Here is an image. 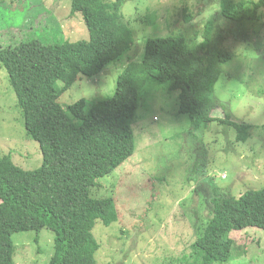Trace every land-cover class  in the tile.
<instances>
[{
  "label": "rangeland",
  "instance_id": "374dc122",
  "mask_svg": "<svg viewBox=\"0 0 264 264\" xmlns=\"http://www.w3.org/2000/svg\"><path fill=\"white\" fill-rule=\"evenodd\" d=\"M220 5L221 0H124L121 12L134 31V45L98 74L81 75L58 99L64 108L80 98L90 107L112 96L123 66L139 62L147 38L172 32L189 39L198 34L200 41L207 20H214V37L230 53L220 63L210 114L224 119L228 112L229 120L246 126L247 140H238L237 129L219 121L194 130L190 115L180 111V90L170 89L168 82L146 81L132 120L135 152L90 189L91 197H113L120 214L108 226L96 221V264H192L193 244L211 216L206 201L212 183L236 197L264 187V9L257 10L258 17L239 22L220 17ZM87 38L81 13L70 15V0H0L2 46L30 39L48 44ZM201 61L209 64L206 56ZM4 155L24 170L43 161L0 63ZM230 237L232 256L214 264H264V229H233ZM12 241L14 264H47L54 231H18Z\"/></svg>",
  "mask_w": 264,
  "mask_h": 264
},
{
  "label": "trees",
  "instance_id": "16d2710c",
  "mask_svg": "<svg viewBox=\"0 0 264 264\" xmlns=\"http://www.w3.org/2000/svg\"><path fill=\"white\" fill-rule=\"evenodd\" d=\"M124 0H70V15L81 13L89 38L44 43L39 39L0 45V63L7 71L27 133L38 142L42 164L24 170L10 155L0 156V264H14L12 235L49 228L53 253L47 264H96L100 244L93 234L96 221L108 226L120 214L113 197L94 198L96 180L111 173L135 152L132 120L140 91L148 80L180 90V111L192 118L194 130L212 121L237 129L247 140L246 126L210 114L211 96L221 61L230 53L214 37V20H207L202 40L174 34L146 39L139 62H129L117 77L112 96L87 107L80 98L62 107L59 97L83 75L98 74L109 62L120 61L135 43L134 31L121 8ZM257 1V2H254ZM221 0L219 16L231 21L258 17L264 0ZM190 22L191 15H186ZM209 58V64L201 61ZM199 174V173H198ZM209 190V189H208ZM206 191V190H205ZM207 199L211 216L196 238L192 264L229 261L230 231L264 229V187L238 197L212 183Z\"/></svg>",
  "mask_w": 264,
  "mask_h": 264
}]
</instances>
